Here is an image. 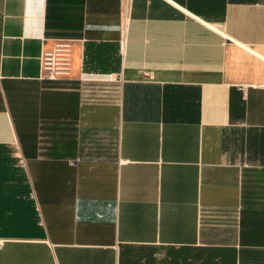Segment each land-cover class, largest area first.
<instances>
[{"label":"crops","instance_id":"obj_1","mask_svg":"<svg viewBox=\"0 0 264 264\" xmlns=\"http://www.w3.org/2000/svg\"><path fill=\"white\" fill-rule=\"evenodd\" d=\"M0 264H264V0H0Z\"/></svg>","mask_w":264,"mask_h":264},{"label":"built area","instance_id":"obj_2","mask_svg":"<svg viewBox=\"0 0 264 264\" xmlns=\"http://www.w3.org/2000/svg\"><path fill=\"white\" fill-rule=\"evenodd\" d=\"M72 40L58 39L43 52V76L55 80L71 74Z\"/></svg>","mask_w":264,"mask_h":264}]
</instances>
